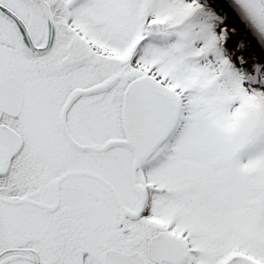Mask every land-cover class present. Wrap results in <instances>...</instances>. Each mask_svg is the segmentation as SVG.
<instances>
[{
	"label": "snow or ice",
	"instance_id": "obj_1",
	"mask_svg": "<svg viewBox=\"0 0 264 264\" xmlns=\"http://www.w3.org/2000/svg\"><path fill=\"white\" fill-rule=\"evenodd\" d=\"M213 3L0 0V264H264V0Z\"/></svg>",
	"mask_w": 264,
	"mask_h": 264
},
{
	"label": "rangeland",
	"instance_id": "obj_2",
	"mask_svg": "<svg viewBox=\"0 0 264 264\" xmlns=\"http://www.w3.org/2000/svg\"><path fill=\"white\" fill-rule=\"evenodd\" d=\"M220 5H221V3L219 0H214L212 7L215 11H217L219 13V12H221ZM225 12H227V11H225ZM228 27H229V29H233V28L235 29V34L230 33V40L236 41V40H239V39H242L245 37V32L243 31V29L232 22L230 13H229ZM245 42L247 43L249 41H245ZM230 47H231V45H230ZM240 54H242V53L237 52V55H240ZM245 59L249 60V61L254 60V59L255 60H264V57H262V55L259 53V51L257 50L256 47H252L248 51V53L245 55Z\"/></svg>",
	"mask_w": 264,
	"mask_h": 264
},
{
	"label": "water",
	"instance_id": "obj_3",
	"mask_svg": "<svg viewBox=\"0 0 264 264\" xmlns=\"http://www.w3.org/2000/svg\"><path fill=\"white\" fill-rule=\"evenodd\" d=\"M222 1V4H224V2L226 3V0H221ZM257 50L259 51V53L262 55V57H264V52H261L258 48Z\"/></svg>",
	"mask_w": 264,
	"mask_h": 264
},
{
	"label": "bare ground",
	"instance_id": "obj_4",
	"mask_svg": "<svg viewBox=\"0 0 264 264\" xmlns=\"http://www.w3.org/2000/svg\"><path fill=\"white\" fill-rule=\"evenodd\" d=\"M224 4H225V2H224ZM221 5H223V4H222V1H221ZM225 10L227 11V9H225Z\"/></svg>",
	"mask_w": 264,
	"mask_h": 264
}]
</instances>
